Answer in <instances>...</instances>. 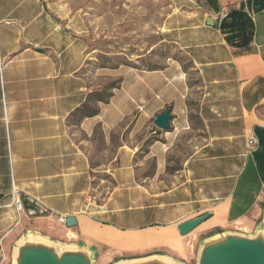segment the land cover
<instances>
[{
    "label": "crops",
    "instance_id": "0c3cea01",
    "mask_svg": "<svg viewBox=\"0 0 264 264\" xmlns=\"http://www.w3.org/2000/svg\"><path fill=\"white\" fill-rule=\"evenodd\" d=\"M170 5L160 41L182 56L155 69L98 68L119 84L81 118L73 114L102 87L87 72L82 15L70 0H0V264L26 231L87 245L102 264L157 253L195 264L204 238L251 234L262 221L264 0ZM166 110L160 129L154 119ZM184 134L192 151L182 158ZM99 139L111 155L95 163ZM16 191L34 216L17 211Z\"/></svg>",
    "mask_w": 264,
    "mask_h": 264
},
{
    "label": "rangeland",
    "instance_id": "374dc122",
    "mask_svg": "<svg viewBox=\"0 0 264 264\" xmlns=\"http://www.w3.org/2000/svg\"><path fill=\"white\" fill-rule=\"evenodd\" d=\"M70 6L82 15L81 25L88 30L91 48L90 65L87 68L89 77L94 83L102 85L98 92H94L89 104L91 109L97 108L99 100H106L119 81L116 77H97L98 68H114L124 64L153 69L162 67L168 56H182L174 45L160 41L161 29L171 11L170 0H70ZM192 77L194 83L199 84L198 76ZM194 124L200 127L198 121L194 120ZM187 135H183L179 157H182L185 151H192L190 147H186ZM103 149L104 143L99 139L94 155L95 163L105 162L110 158V151L105 153ZM151 167L152 164L148 163L144 170ZM101 176L107 179L101 186V192L106 193L110 179L105 173ZM96 181L100 182L98 178ZM93 264L102 262L94 261Z\"/></svg>",
    "mask_w": 264,
    "mask_h": 264
},
{
    "label": "water",
    "instance_id": "95a60500",
    "mask_svg": "<svg viewBox=\"0 0 264 264\" xmlns=\"http://www.w3.org/2000/svg\"><path fill=\"white\" fill-rule=\"evenodd\" d=\"M171 111L159 113L154 123L160 129L169 127ZM211 216L206 212L179 225L185 235ZM68 227L77 224L76 217H66ZM95 250L82 243H65L36 231H26L15 243L11 264H93ZM113 264H184L163 254L122 258ZM195 264H264V217L251 234L225 230L204 238L198 248Z\"/></svg>",
    "mask_w": 264,
    "mask_h": 264
},
{
    "label": "built area",
    "instance_id": "2783aa9c",
    "mask_svg": "<svg viewBox=\"0 0 264 264\" xmlns=\"http://www.w3.org/2000/svg\"><path fill=\"white\" fill-rule=\"evenodd\" d=\"M258 144V139L256 137L251 138L250 140V148L254 149ZM14 204L18 212H27L29 216H34L36 214V211L33 209L26 210L24 202L21 198V195L18 193V191L15 192L14 195ZM66 222V219H64Z\"/></svg>",
    "mask_w": 264,
    "mask_h": 264
},
{
    "label": "trees",
    "instance_id": "16d2710c",
    "mask_svg": "<svg viewBox=\"0 0 264 264\" xmlns=\"http://www.w3.org/2000/svg\"><path fill=\"white\" fill-rule=\"evenodd\" d=\"M188 65H189V64H188ZM159 68H160V67H159ZM153 69H155V68H153ZM118 84H119V81H118V83L114 86V88L117 87ZM99 101H101V100H99ZM97 112H98V109H97V108H96V109H91L89 103H86V104H84L80 109H78V110L73 114V116H74V117H81V118H82V117H84V116H92V115L96 114ZM81 113H82V115H81ZM194 117L199 118V116H198L197 114H194Z\"/></svg>",
    "mask_w": 264,
    "mask_h": 264
},
{
    "label": "bare ground",
    "instance_id": "6f19581e",
    "mask_svg": "<svg viewBox=\"0 0 264 264\" xmlns=\"http://www.w3.org/2000/svg\"><path fill=\"white\" fill-rule=\"evenodd\" d=\"M58 13V12H57ZM69 13V12H68ZM67 16V15H66ZM186 75V74H185ZM185 79V78H184ZM184 96V95H183ZM187 110V109H186Z\"/></svg>",
    "mask_w": 264,
    "mask_h": 264
}]
</instances>
